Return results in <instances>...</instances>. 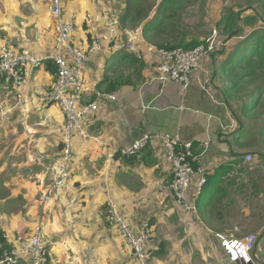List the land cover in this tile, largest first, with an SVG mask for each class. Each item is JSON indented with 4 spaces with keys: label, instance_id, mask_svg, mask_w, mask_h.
Segmentation results:
<instances>
[{
    "label": "crops",
    "instance_id": "obj_1",
    "mask_svg": "<svg viewBox=\"0 0 264 264\" xmlns=\"http://www.w3.org/2000/svg\"><path fill=\"white\" fill-rule=\"evenodd\" d=\"M49 1L0 0V47L7 43L17 52H34L43 60H48L37 68H24L25 85L19 91L22 94L21 101L12 82V88L7 87L8 80L0 75V107L8 108L6 117H10L9 123H15L11 127L23 126V136H15L12 140L17 144L23 142L22 148L32 143H45L49 138L45 134L47 127L54 126L55 130L59 128V132H63L65 122L58 105L49 99L57 72L53 61L47 59L53 51L55 40V19L49 13ZM105 6L103 0H62L63 16L71 20L75 27V46L86 49L95 33L102 38L101 50L90 55L85 69L86 91L83 101H94L97 91L115 92L118 98L116 101L101 102L98 114L86 124V130L92 136L104 141L99 143L93 138L75 137L72 148L74 160L67 185L51 190L54 192L52 199L50 188L41 196L43 203L48 195L50 201H59L57 207L70 209L61 220H55L50 225L41 223L42 231L43 227L45 231L47 228L51 236L48 238L50 247L47 264H138L124 239L114 230L108 229L102 210L109 199L116 201L121 211L122 208L129 209L132 216L126 219L133 226L141 230L146 223L154 234L163 228V223L170 216L173 233L158 239L157 246L155 244L158 251V245L168 240L173 258L181 256L182 264H210L207 244L215 240L218 244V247H214L217 264H229L218 234L226 237V229L220 225L219 219L232 214H224V210L218 209L214 203L218 194L222 193L220 190H223L230 172L235 171L236 165L239 166L241 153L239 145L228 131L233 124L223 123L229 108L221 96L215 95L219 91L218 75H215L217 66H214V75L208 67L199 75L200 80L210 81V93L204 91L201 81H195L190 89L183 92L174 81L162 83L155 80L157 70L154 54L148 51L146 44H141L145 58L139 59L121 47L126 41L124 35L112 39L102 19ZM203 92L213 98L214 103L206 100ZM209 105L218 106V109L215 112L207 110ZM36 113L38 119L32 121ZM6 117L0 116V128H4ZM201 127H205L207 138L201 132ZM224 127L226 131L222 130ZM144 133L152 135V139L143 149L131 157L119 153L122 147L128 146ZM168 133H177L184 140L192 141V165L207 167L208 181L205 185L212 179L217 182L216 186H221L216 199H203L202 194L197 197L195 214L186 215L169 188L173 173L161 137ZM2 137L1 131L0 145L7 141L2 140ZM245 156L243 160L247 164ZM31 163L29 147L24 164ZM0 168L3 169L1 165ZM28 184L23 195L30 203L36 200V184ZM168 202L175 208L172 209ZM148 208L152 210L148 211ZM176 208L180 211V217ZM127 214L125 212L124 215ZM154 215L158 217L156 221H153ZM228 221L223 220L224 223ZM180 225H185V231H180ZM35 226L34 217L26 220L23 217L0 216V241H4L0 245L9 247L15 241V233L22 230L27 232L30 228L31 235ZM52 230L55 232L52 233ZM1 251L0 248V254ZM172 253L169 251V258ZM256 253L257 248L253 253L255 263ZM194 255L197 256L192 259ZM154 263L174 264L171 259H153ZM22 264H28V258Z\"/></svg>",
    "mask_w": 264,
    "mask_h": 264
},
{
    "label": "built area",
    "instance_id": "obj_2",
    "mask_svg": "<svg viewBox=\"0 0 264 264\" xmlns=\"http://www.w3.org/2000/svg\"><path fill=\"white\" fill-rule=\"evenodd\" d=\"M49 13L55 19V40L53 51L47 59L56 65V77L52 84L49 99L62 111L65 122L63 127L61 159L52 175L50 191L65 187L70 178L73 166V144L74 138L80 136L84 139L93 138L101 142L99 137L92 136L86 130V124L91 117L96 116L100 103L103 101H116L117 93L96 92V99L85 103L86 91L85 69L88 65L90 55L99 52L102 47V38L98 33L92 35L86 49L75 46L73 35L75 31L71 20L63 16L62 0H50ZM90 14L87 15L90 18ZM103 23L112 39L124 35L126 41L121 47L127 52L135 54L139 59H144V51L141 44H146L149 52L154 54L157 75L155 80L162 83L176 82L183 92H186L195 81L205 91H210V81L200 80L202 71L201 61L204 57L211 56L217 49L225 47L226 43L209 37L205 44L193 49L183 48L165 49L150 43L144 37L143 26L134 29H124L122 21L108 7L102 10ZM215 32V31H214ZM1 40V39H0ZM46 59H42L34 52H17L7 43L0 47V75L10 80L14 88L19 92L25 85L24 68L40 67ZM19 101L22 99L21 92L17 95ZM163 145L168 151L167 160L171 164L173 179L169 185L175 196V200L183 212L195 213L196 199L200 189L207 183V167L192 165L193 142L184 140L180 134H164L161 136ZM152 139V135L144 133L126 147H122L119 153L125 157H131L143 149ZM106 144V142H104ZM207 145V143H206ZM253 155L245 156L246 162L253 160ZM198 187L191 192L193 183ZM49 191V193H50ZM193 196H191V195ZM48 199V195L46 196ZM108 221L110 226L116 228L124 238L126 244L132 251V256L138 264H148L152 256V238L148 232V225H144L139 233H135L125 219L120 206L113 199L108 201ZM225 256L229 264H255L252 251L256 245V236L253 233L240 238H226L218 234ZM7 239V236H5ZM49 242L42 234V225L35 226L30 236L15 239L12 245L4 247L0 245V264H22L28 258V264H47L49 255Z\"/></svg>",
    "mask_w": 264,
    "mask_h": 264
},
{
    "label": "rangeland",
    "instance_id": "obj_3",
    "mask_svg": "<svg viewBox=\"0 0 264 264\" xmlns=\"http://www.w3.org/2000/svg\"><path fill=\"white\" fill-rule=\"evenodd\" d=\"M103 1H105L106 6H108L121 19L127 7V0ZM163 1L165 0H139L137 3V9L133 17L127 20L125 24L122 23L123 28L125 30L134 29L139 26H143L144 28L148 23L154 22L156 20L155 15L158 11L160 4ZM168 1L172 6L175 7L179 5V8L182 9H179L175 17L168 21L169 25H165L164 27H162V30L159 35H155L154 38V35L150 34V37L153 38L155 42L160 40H175L180 38H184L186 41H188L194 37H199L201 41L205 40V43L209 37L225 42V47L217 49L216 52L213 53L210 57H204L201 61L202 70L208 67V69L212 71V75H214L213 71L215 64L217 66V69L219 70V67L221 65L220 63L226 59L227 54L234 48V45H236L238 41H240V39L242 38L241 35H238L230 41H227V35L222 33V27L219 28L217 23L225 20V17L227 15H233L236 12L240 13L242 11V17L246 15L255 14L254 10H248V7H250L248 5L255 0ZM251 8L255 9L258 15L262 14L263 9L260 3L257 5L256 8L255 6H251ZM139 13H142L143 15H148H146L145 18L143 17L141 19H138L136 17ZM172 23L173 26L171 25ZM242 25L245 30L242 34L249 33L253 29L255 30L259 29L260 27H264V25L262 26L261 21L252 24L242 22ZM225 50L226 53L223 55L218 53L220 51ZM5 80L7 81L8 79L5 78ZM230 81L231 80H228L227 82L229 83ZM10 82L11 81L8 80L6 86L12 88V84ZM217 82L219 91H217L215 95H219L222 97L223 93L220 89H223L225 87V81L223 80V78H219ZM257 83L260 84L261 80L257 81ZM209 88L211 89V86ZM206 92L210 93L208 91ZM244 92L246 91H241V93L235 94L231 101L233 110L237 114H240V107L246 100ZM202 95L206 100L208 99L211 103H214V99L211 98L208 94H205L203 92ZM0 108V116L6 117V112L8 108L6 109L5 106H1ZM217 109L218 106L209 105V108L207 110L215 112ZM228 111L229 112L227 114V118L223 119V123L231 122L233 124V127L228 130L231 133L230 137H232L234 132L233 128H237L238 124L236 120L232 117V112L230 108L228 109ZM257 111L258 115L257 113H254V116L252 117H242L247 127L260 128V126L264 123V103L260 105ZM8 118L10 117H6L7 120L3 122L4 128H0V132L2 131L3 135L2 140H7L2 145H0V165L3 167V169L0 168V216L2 217L4 215H7L11 218L23 217L26 220H30L34 217V223L36 225H41V223L45 225H50L54 223L55 220H61L64 214L66 217L67 214L70 212V209H62L60 207H57L56 204L59 201L57 202L55 199L50 201L49 197V199H46V202L44 203L41 200V196H44L45 191L50 188L52 182V175L54 174V171L59 163L60 154L62 152L63 132H59V128L58 130H55L54 126L50 127L49 125L45 132V134H47L49 138L48 140L46 139L45 143H32L31 146L26 145L25 148H22L24 145L23 142L17 144V142L13 143L12 140L15 136H23L24 128L22 125L20 127H11L15 123H9L10 121H8ZM37 119L38 113L33 115L32 121ZM200 130L201 132H204L205 127H201ZM222 130L226 131L227 128L224 127ZM204 136L205 138H207L205 132ZM235 143L239 145V153H241L242 155L241 157H239V166L236 165L235 171L230 172L229 176L226 178L224 182L225 186L223 190H220L222 191V193L218 194V198L217 201L214 203V206H216L218 209H221L222 211L224 210V214L226 215L230 213L232 214L231 216H227L226 218L219 219L220 225L223 227V229H226V237H230L232 234L233 237L242 238L248 235L249 233L255 234L256 245L252 251V256L255 249L257 248L256 258L258 260H261V262L256 259L255 264H264V156H261L258 153H254V149L252 150L251 148H249V146L241 140L238 143ZM29 147L31 148L32 163L30 165H25L24 159L28 155ZM262 151L264 152V148L262 149ZM248 153H253L252 155L254 158L251 162L246 164L244 163L243 157ZM28 182L36 184V192L34 193V195L36 196V200L30 203L25 200V196L23 195L24 192L27 190V187H29ZM195 183L196 182H194L191 187V192H195L197 190L195 188ZM216 185L217 182L211 179L207 185L203 186L204 191H202L203 187L200 189L198 196L202 194L203 199H216L217 190L221 187L220 185ZM20 191H22V193H20ZM52 191L49 194L51 196V199L52 193H54ZM168 204L172 209L175 208V206H173L171 202H168ZM178 208L176 209L179 212L178 216L180 217V211L178 210ZM150 210H152V208H148V211ZM122 211L123 215L125 214V212L129 214L124 215L125 219L126 217L132 216L129 213V209L122 208ZM185 214L187 215V213ZM169 217L170 216L168 215L167 221L164 222L162 225L163 228L160 229L156 234H154L153 230L150 227L148 229V232L150 233L152 238V247L150 249L152 256L149 259L148 264H152L153 259H161L168 261L169 259H171L174 264L183 263V261L181 260V256L176 255V258H173L174 253H172L170 241L165 240L162 242L161 246L158 245L159 251L155 248L158 244L159 238L168 237V235L173 233L172 229H170L171 226ZM105 219L109 226L108 229L114 230L120 237H122V235L116 228L110 226L108 221V215L105 216ZM157 219V215H154L153 221H156ZM224 219H229V221L224 223ZM230 220L232 221V223ZM129 224L131 225L135 233H139L140 228L133 226L130 222ZM145 224H143L142 227ZM183 224L187 225L186 223ZM185 225H180V231H185ZM18 226L19 224H17V230ZM22 229H24V227ZM45 229L46 231L43 227V236L50 233L47 228ZM22 231L15 233L14 238L18 239L19 237L23 236H30V228L27 232ZM54 232L55 231L52 230V233ZM205 234L207 235V231ZM45 237H47L46 240L49 242L48 238L51 237L50 234ZM215 246L218 247V244L215 240L207 244L209 251L208 259L210 264L218 263L214 254ZM49 247L50 245L48 246V248ZM169 251L172 253L170 254L171 258H169L168 255ZM196 256L197 255H194L191 258L193 259ZM222 258H225V256H223ZM221 263L223 262L221 261Z\"/></svg>",
    "mask_w": 264,
    "mask_h": 264
},
{
    "label": "trees",
    "instance_id": "obj_4",
    "mask_svg": "<svg viewBox=\"0 0 264 264\" xmlns=\"http://www.w3.org/2000/svg\"><path fill=\"white\" fill-rule=\"evenodd\" d=\"M139 0H127V7L124 14L121 17L122 23L131 19L137 9V3ZM261 4L263 9L262 14L258 15L255 9L251 6L257 7ZM248 6V10H254V15H246L242 17L243 12H236L233 15H227L225 20L217 23L218 27H222V33L227 35V41L241 35L240 41L234 48L227 54L225 60L220 64L219 70L216 69L215 75L219 78H223L225 81V87L220 89L223 93V102L231 109L232 117L236 120L238 126L233 132V139L235 142L240 140L245 142L249 148L254 149V153H258L264 156L262 149L264 148V123L260 128L247 127L243 116H254V113L258 115V108L264 103V27L259 29H253L249 33L242 34L245 30L242 25L244 23H255L260 22L264 25V0L252 1ZM182 9L178 6H172L168 0L163 1L156 13V20L148 23L144 27V37L150 43H153L159 48L175 49L183 48L185 50L193 49L203 43L199 37H194L188 41L184 38L171 39V40H160L155 42L150 34L159 35L162 27L169 25L168 21L175 17L178 10ZM148 15V14H146ZM146 15L139 13L136 18H145ZM173 26V23L171 24ZM221 55L226 53L225 51L218 52ZM48 60H45V62ZM228 80H231L229 83ZM261 80L258 84L257 81ZM123 82V81H122ZM125 83V82H123ZM244 92L246 100L240 107L241 112L237 114L231 105L232 98L235 94ZM112 93V92H107ZM253 154V153H252ZM239 156H242L241 154ZM104 217L108 214V202L103 206ZM4 243V241H0Z\"/></svg>",
    "mask_w": 264,
    "mask_h": 264
}]
</instances>
